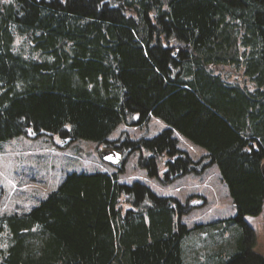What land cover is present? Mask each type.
<instances>
[{"label": "trees", "instance_id": "trees-1", "mask_svg": "<svg viewBox=\"0 0 264 264\" xmlns=\"http://www.w3.org/2000/svg\"><path fill=\"white\" fill-rule=\"evenodd\" d=\"M151 117L158 135L109 139ZM29 135L137 152L151 178L166 159L165 184L216 166L236 209L217 222L236 236L186 260L190 204L119 183L122 160L0 214V264H264L245 221L264 203V0H0V142Z\"/></svg>", "mask_w": 264, "mask_h": 264}, {"label": "rangeland", "instance_id": "rangeland-1", "mask_svg": "<svg viewBox=\"0 0 264 264\" xmlns=\"http://www.w3.org/2000/svg\"><path fill=\"white\" fill-rule=\"evenodd\" d=\"M165 128L163 122L151 117L138 126H120L109 139L123 143L127 141V137L130 140L152 138ZM175 136L178 139V147L188 152L193 160L205 154L204 149L191 144L177 133ZM103 148V145L92 141L80 140L66 145L57 138L32 135L0 142V188L3 192L0 214L28 212L55 190L70 172L116 170L99 158V151ZM138 155L137 152L122 151L124 170L119 174V183L140 182L161 197H174L180 204L189 203L190 210L181 216L180 221L189 228L202 225V228L195 229V232L183 240L184 247L192 246L184 250L185 259L193 262L191 258H203L206 253L214 255L221 251L224 256L228 255L232 251L231 244L236 235L232 232L233 226L227 228L225 224L217 221L234 217L236 209L217 167L211 166L200 173H190L165 184L162 175L166 170V159L160 161L161 178L158 179L149 177L145 170L139 167ZM124 201L123 197V210L129 209V205ZM245 221L254 232L253 251L264 255V203L257 216H246ZM206 228L211 234L201 231Z\"/></svg>", "mask_w": 264, "mask_h": 264}, {"label": "water", "instance_id": "water-1", "mask_svg": "<svg viewBox=\"0 0 264 264\" xmlns=\"http://www.w3.org/2000/svg\"><path fill=\"white\" fill-rule=\"evenodd\" d=\"M99 158L102 162L113 166H117L122 162V154L112 148H103L100 150ZM261 173L264 179V163L261 166Z\"/></svg>", "mask_w": 264, "mask_h": 264}]
</instances>
